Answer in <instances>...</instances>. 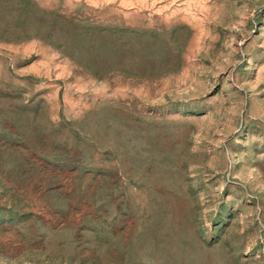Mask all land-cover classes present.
Here are the masks:
<instances>
[{"label":"rangeland","instance_id":"obj_1","mask_svg":"<svg viewBox=\"0 0 264 264\" xmlns=\"http://www.w3.org/2000/svg\"><path fill=\"white\" fill-rule=\"evenodd\" d=\"M0 264H264V0H0Z\"/></svg>","mask_w":264,"mask_h":264}]
</instances>
